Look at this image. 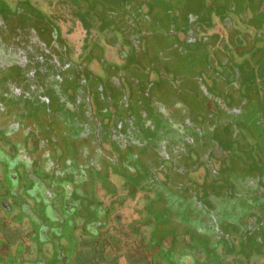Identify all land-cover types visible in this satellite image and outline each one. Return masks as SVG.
Returning a JSON list of instances; mask_svg holds the SVG:
<instances>
[{"label": "rangeland", "instance_id": "rangeland-1", "mask_svg": "<svg viewBox=\"0 0 264 264\" xmlns=\"http://www.w3.org/2000/svg\"><path fill=\"white\" fill-rule=\"evenodd\" d=\"M30 1L44 12L33 10L35 24L48 27L57 20L63 31L67 28L63 38L70 55L64 61L72 76H55L46 51H40L36 63L48 69L45 78L35 83L36 90L15 96L22 103L18 115L34 129L29 135H38L51 149L71 133L75 146L77 141L89 144L91 140V152L97 148L106 157L95 172H128L131 181L150 187L162 205L158 221L167 219V223L177 224L174 231L182 232L185 225L180 229L179 224L188 229L193 224L210 225L205 232L212 235V245L223 247L231 256L264 261V15H256L252 7L246 10L248 17L239 16L234 5L221 3L224 0H210L215 6L202 16H195L193 9L199 3L204 10L201 0ZM70 5L83 7L80 10L87 18L100 9L99 30L113 36L117 32L119 37L117 48L124 53L119 65L100 57V43L98 48L90 42L92 51L79 54L88 35L84 38ZM140 6L146 12L136 16ZM148 11L153 12L151 17ZM224 15L239 19L240 27L235 29L239 35L223 37L205 30ZM114 18L124 29H110L108 24ZM80 20L85 23L84 15ZM253 22L258 26L253 27ZM99 35L91 28L90 38ZM105 44L112 43L106 40ZM27 46L34 56L43 47L37 40ZM23 50L20 45L11 58L29 54ZM2 55L0 47V62ZM15 70L13 66L7 72ZM4 75H0V104H4L0 115H10L17 110L11 111L15 108L7 104L9 96L4 97V92H11L3 84ZM40 80L41 85L50 86L51 90L43 92L48 99H41ZM58 88L65 92L60 95ZM130 127L136 137L124 132ZM159 130L175 134L176 152L168 144L161 147L166 154L158 153ZM121 141L124 148L117 145ZM103 143L109 147L104 149ZM196 233L200 238L189 240L190 247L196 248L204 240L202 231Z\"/></svg>", "mask_w": 264, "mask_h": 264}, {"label": "flooded vegetation", "instance_id": "flooded-vegetation-1", "mask_svg": "<svg viewBox=\"0 0 264 264\" xmlns=\"http://www.w3.org/2000/svg\"><path fill=\"white\" fill-rule=\"evenodd\" d=\"M68 1L71 4V0ZM253 1L258 5L256 15H264V0ZM223 2L234 5L239 16L247 14L248 17V12L243 10L239 1ZM196 5H193L195 16L204 15L199 3L197 7ZM69 7L71 14L84 29V38L88 35L81 44L79 54L85 49L92 51L90 42L98 48L101 44L103 48L99 53L100 57L104 61H115L118 64L119 59L124 56L117 48L119 37L117 32L113 36L112 33L99 30L100 9L88 14L87 18L86 13L80 10L83 7ZM141 8L138 7L140 13L135 14L136 16L146 12V9ZM33 10L44 13L30 0H0V47L4 57L0 62V75L4 72L3 84L11 89V92H4V97L10 98L7 104L14 106L15 109H10L11 111L17 110L10 115H0V127L3 129L0 138V264H18L17 260L25 264H48L50 261L51 264H264L261 257L250 261L237 255L231 256L224 252L223 247L212 245V235L205 232L210 225L193 224L188 229V225L179 224L180 229L185 225L182 232L174 231L173 227L177 224L171 221L167 223V219L158 221L156 215L160 214L158 210L162 205L150 187L140 181H131L128 172H95L106 157L97 148L92 149L94 153L91 152V140L89 144L77 141L75 146L72 143L76 142L73 133H69V138L58 139L51 149L52 147H45L46 141L39 139L38 135H29L34 129L30 121L23 119V115H18L22 109L19 105L22 103L15 96H21L28 90H36L35 83L45 78L48 69L44 64L36 63L41 55L40 51H46L49 67L53 68L55 76H72V71L65 68L66 64L70 65L64 61L70 55L63 38L67 34V28L63 31L57 20L48 27L35 24ZM21 15L23 20L22 25H19ZM81 15L86 19L87 29L81 24ZM152 15V11L147 12V16ZM237 21L238 18L229 17L224 21L225 26L215 21L211 27L213 30L209 32L223 37L237 36L239 34L235 29L240 27ZM28 24L31 26L27 27ZM108 26L111 30H116V26L124 27L115 18ZM252 26L258 24L253 22ZM91 28L98 30L100 35L97 38H90ZM246 34L249 38V32ZM34 40L43 45L42 48L38 47L36 56L27 46ZM106 40L112 44L107 46ZM20 45L29 54L20 56L16 53L18 56L12 59L10 55ZM13 66L16 70L7 72ZM74 68L77 69L75 65ZM120 70L123 71L122 68ZM58 71L62 74H57ZM34 73L37 75L33 76ZM125 74L130 75L127 72ZM110 77L117 82L113 72ZM41 84L42 80L38 88L41 99H48L43 92L51 90L50 86ZM57 92L61 95L65 89L58 88ZM27 105L30 106V103ZM0 106L4 109L3 103ZM124 132L130 138L136 137V131L131 127ZM159 135L160 155L166 154L161 147L165 148L168 144L173 152L178 150L177 138L172 131L165 134L159 130ZM103 145L104 149L109 147L104 143ZM117 145L124 148L122 141ZM73 160L75 164L72 163ZM61 161H67L68 164ZM190 217L193 218V215ZM196 231L205 232L202 236L204 240L196 248L192 245L190 247L189 240L200 238L196 236ZM49 234H53V237L49 238Z\"/></svg>", "mask_w": 264, "mask_h": 264}, {"label": "trees", "instance_id": "trees-1", "mask_svg": "<svg viewBox=\"0 0 264 264\" xmlns=\"http://www.w3.org/2000/svg\"><path fill=\"white\" fill-rule=\"evenodd\" d=\"M202 1V3L204 4V6H205V8H204V6H203V9H204V15H207L208 14V11L206 12V9H209V7L212 9V7L214 8V1H210V0H201ZM221 3H223V1L221 2ZM253 7V9H252V11H254V12H256L257 13V11H258V5H257V3L255 2V1H253V0H243V2H242V8H243V10H248L249 8H252ZM76 13V12H75ZM212 13H214V12H212ZM214 16H215V14H214ZM223 19H221L220 21L218 20V19H215L214 21H212V23H210V27H207L205 30H208V31H211V30H213L211 27L214 25V23H215V21L217 22V21H219V22H221L220 24H222L223 26H225L224 24H225V15L222 17ZM81 24H82V26L84 27V28H86L87 29V27H88V25H87V23L85 22V23H83V22H81Z\"/></svg>", "mask_w": 264, "mask_h": 264}]
</instances>
